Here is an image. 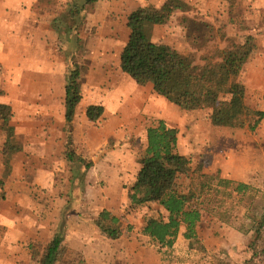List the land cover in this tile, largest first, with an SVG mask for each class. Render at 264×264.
Here are the masks:
<instances>
[{"label": "rangeland", "instance_id": "obj_1", "mask_svg": "<svg viewBox=\"0 0 264 264\" xmlns=\"http://www.w3.org/2000/svg\"><path fill=\"white\" fill-rule=\"evenodd\" d=\"M166 1L151 0V3L164 4ZM190 1V10L176 12L171 22L156 32L154 42L185 55L198 56L212 47L224 49L230 41L251 47L252 56L239 80L246 87L249 107L264 112V0ZM73 2L62 7L57 19L53 20L50 17L56 11V2L42 0V9L51 15L43 13L40 46L48 51L44 52L46 59L42 61L46 67L51 66L50 62L59 64L60 81L52 85L57 93L64 92L69 73L78 67L82 86H87L82 91V100L86 98L87 103L94 101V106H104L105 113L96 124L88 120L87 110L79 111L78 116L75 113L70 127L65 123L62 147L63 138L56 140L52 135L59 118L46 115L36 121L24 115L23 111L29 109L19 102L26 99L25 103L32 104L35 96H39L38 91L43 92L42 87L32 82L36 70L26 68L20 74L17 72L16 75L22 78L20 83L14 84L15 73L9 77L8 65L4 67L0 63L3 83H0V98L21 108H16L12 125L16 130L15 144L22 149L13 156L11 170L6 172L3 156L6 136L0 129V252L4 244H13L11 234L20 239L21 231H12L19 219H26L29 224L50 222L58 233L63 218L67 221L70 215L67 211L75 205L88 206L90 209L86 215L90 218L97 212L110 209L122 218L125 230L130 232L143 229L147 218L158 217V205L131 206L128 195L141 168L137 157L147 141V128L161 115L163 121L178 130V152L190 164L188 174L180 177L179 187L186 192L195 189L201 196L204 209L203 223L199 228L200 244L193 249L188 247L189 250L185 247L186 253L180 255L167 250L165 255L169 261L178 260V264H264V121L255 131L244 127H215L209 109L187 110L166 101L162 106L154 102L153 108L149 96L148 105L140 112L134 111L130 101L134 98V90H128L123 77L120 78L115 69L117 52L100 63L105 65V77L109 82L103 78L104 73H98L101 69L95 67L92 60L94 54L89 49L92 32L87 27V19L93 6L74 20L69 16ZM50 20H53L51 26ZM55 22L61 24L55 25ZM11 39L13 47L17 44V37ZM0 42L1 49L7 45V41ZM44 69L40 72L46 75L51 71L48 67ZM126 80L134 84L131 79ZM131 87L129 85V89ZM125 91L126 113L122 114L116 95L121 96ZM148 92L146 90L145 95ZM227 101L228 97L224 95L221 103ZM152 109L155 112H151ZM52 137L56 140L54 146L43 147L39 143L40 138L51 142ZM69 139L75 153L74 163L67 159ZM58 142L60 146H57ZM136 150L139 151L137 154ZM89 164L90 168L87 167ZM234 174L251 183L232 180L229 176ZM221 178L234 184H221ZM237 184L249 185L250 189L237 194L234 191ZM29 230L26 228L25 232ZM31 235H26V242H34ZM50 236L48 233L44 240ZM13 242L16 245V240ZM205 243L209 244L211 251ZM43 244L45 242L35 244L36 250H40H32L35 258L42 255ZM74 259V263L69 257L61 264H85L80 255H75Z\"/></svg>", "mask_w": 264, "mask_h": 264}, {"label": "trees", "instance_id": "obj_2", "mask_svg": "<svg viewBox=\"0 0 264 264\" xmlns=\"http://www.w3.org/2000/svg\"><path fill=\"white\" fill-rule=\"evenodd\" d=\"M98 1L76 0L70 7L69 16L77 20ZM189 10L190 5L185 0H167L160 8L149 6L133 12L128 18L130 37L120 56L122 72L141 87L152 84L155 94L176 107L211 110L210 120L215 127L257 130L264 121V112L249 107L246 87L239 80L252 56L251 47L230 41L224 49L212 47L198 56L185 55L177 49L153 42L152 32L155 26L167 25L176 12L185 13ZM56 23L61 24L55 22V25ZM81 80L78 67L67 77L65 118L68 127L73 123L76 108L82 101ZM224 95L228 97V101L221 103ZM86 109V116L93 124L105 113L104 106H90ZM12 110L11 106L0 104V129L6 136L3 146L6 172L11 170L13 156L22 151L15 144L16 130L12 125ZM178 144L177 129L170 127L165 121L153 120L147 128L146 146L137 157L141 168L128 195L131 206L158 205V217L146 219L142 234L159 251L165 252L173 249L182 229L190 249L201 242L199 228L204 217L201 196L195 189L191 188L186 192L179 187L180 177L188 174L190 164L178 152ZM71 146L72 140L69 139L67 159L74 163L75 153ZM90 165L87 167L90 168ZM219 183L226 186L234 184L233 181L222 178ZM249 189V185L237 184L234 191L244 194ZM95 225L111 240H119L126 232L122 218L108 210L101 212ZM65 228L66 219L63 218L59 232L43 249L40 264H61L69 257L75 262V255L64 244ZM30 249L36 250V246L31 245Z\"/></svg>", "mask_w": 264, "mask_h": 264}, {"label": "crops", "instance_id": "obj_3", "mask_svg": "<svg viewBox=\"0 0 264 264\" xmlns=\"http://www.w3.org/2000/svg\"><path fill=\"white\" fill-rule=\"evenodd\" d=\"M53 1L56 2V11L53 13L54 15L51 16L50 13L48 14L46 10L42 9V0H0V41L4 40V43L7 41L6 46L4 45L2 49L0 47V63L4 67L8 65L6 69L10 70L9 77H12V74L15 73L12 78L14 84L20 83V79L22 78L21 76L16 75L17 72L20 74V72L24 71L26 68L36 70L37 74H35L32 82H35L42 87L43 92L38 91L39 96H35L32 104L28 102L25 103L26 99L20 100L19 102L22 107L25 106V108L27 107V109H29L23 111L26 117L35 118L36 121L45 118L46 115H50L46 117L59 118V120H57L58 127L55 128L52 135L56 137V140H58L59 137H62V147H64L65 135L63 130L65 129V123L67 122L65 118L66 108L63 104H65L66 101V84L63 93H57L56 89L52 87V85L57 84V81L59 80V73L57 71L59 64L57 62L53 64L50 62L51 66H47L48 69L51 70L48 75L40 72L45 70L44 68H47L42 59H46L43 54L48 51L47 48L40 46L42 44L41 38L43 36L41 26L42 20L45 19L43 18L44 12L48 14L49 17L51 16L50 19L55 20L57 19L56 15L61 13L60 10L62 7H65L68 2H73V0ZM185 1L192 6L190 0ZM162 5L161 2L151 3V0H99L98 3L92 7V12L88 14L89 18L87 19V27H90L92 32L90 33L89 49L90 52L94 54L92 60L95 62V67H98V69L100 67L101 70L98 73L101 75L104 73L103 78L107 79V77H105V65H101L100 63L107 61L111 57L110 54L113 52H117L115 69L117 75L121 76L120 78L123 77L122 80H124L126 86H128V90H134V98H132L133 100H130L132 101L134 111L138 110L140 112L145 105H148L147 96L151 98V106L153 108L154 102H157L159 106H162L161 104H164L165 101L167 102V100L155 94L152 85L149 84L146 87H141L129 76L124 74L121 70L120 61L121 53L130 37V31L128 29L129 16L139 8H146L149 6L160 8ZM53 20H50L49 26L52 25ZM167 25L155 26L152 35L153 42L156 32ZM12 37H17V44L13 45V47L10 42L13 41L11 39ZM107 53H109V55ZM12 70H14V72ZM37 71H39V73ZM128 78L131 79L134 84H130L129 81L126 80ZM109 81L108 78L107 82ZM0 83L3 84L1 78ZM127 84L132 85V87L129 89V85ZM85 89H87V86L83 85L82 91ZM146 90L149 91L148 95H145ZM119 92L120 89H118V93ZM123 96L127 98L126 91L121 96L116 95L122 114L126 113L124 106L127 105L125 104L126 98H123ZM52 101L55 103H51ZM48 102L50 103L48 104ZM59 102H61V104H58ZM121 102H123V105H121ZM0 104L11 106L14 113H16L15 110L17 107L20 108V106H16L15 103H11L1 98ZM52 104H55V106ZM94 105H96L94 101L87 103L86 98H83L78 106V108L80 107V110L77 109L76 111V116L79 115V111L85 112V110H87L85 109L86 107ZM56 108L58 111L56 110L54 114V109ZM153 111L155 112L154 109H152L151 112ZM163 119L164 118L159 115V118L155 120L163 121ZM53 138L54 137H52L51 142H46L44 138H40L39 143L43 145V147H49L50 145L54 146L56 140L55 138L53 140ZM145 140H147V136ZM146 143L147 141L145 142V146ZM57 146H60L59 142L57 143ZM138 152L139 151L136 150L135 154ZM229 177L232 180L251 183L247 179V181L242 180L237 174ZM88 209H90L88 206L83 207V205H75L71 210L67 211V214L70 215L66 221L64 238L65 246L74 255L82 256L85 264H178V260L169 261L167 255H165V250L159 251L150 239L142 234L141 228L131 232L126 231L119 240L109 239V237L103 235L95 225V221L98 219L102 211L97 212V214L90 218L89 215H86ZM108 211L116 214V212L110 209ZM116 216H118V214ZM26 228H30L28 233L25 232ZM16 229H19L22 235L20 236V239H18L15 237V234H11L16 240V245L15 242H13L15 241L14 239H12L13 244L7 243L3 245L0 252V264H40L42 255L35 258L33 253L31 254L33 251L30 249V246L37 245L38 243L40 245V243L44 242L45 244L43 245L45 246L50 244L57 234L56 226H51L50 222H37V224L34 222V224H29L28 220L21 218L18 223L14 225L12 231L15 232ZM48 233L51 234L49 237L50 239L45 241L44 237L47 236ZM183 234L184 229H182L175 246L171 249V251L175 252V255H180L182 252L189 250V242L184 239ZM26 235H31L33 238L31 240L34 242H26ZM205 246L211 251L208 243H205ZM185 247H187V250H185ZM41 252L43 254L42 250Z\"/></svg>", "mask_w": 264, "mask_h": 264}]
</instances>
